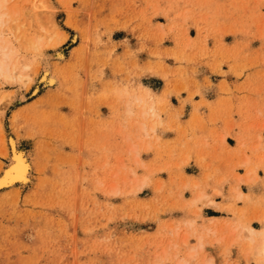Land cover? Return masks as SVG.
I'll return each mask as SVG.
<instances>
[{
	"label": "rangeland",
	"instance_id": "obj_1",
	"mask_svg": "<svg viewBox=\"0 0 264 264\" xmlns=\"http://www.w3.org/2000/svg\"><path fill=\"white\" fill-rule=\"evenodd\" d=\"M7 6L0 34L15 53L12 78L0 76V175L14 149L30 167L0 189V264H264V0ZM209 63L262 99L240 113L234 161L206 160L194 131Z\"/></svg>",
	"mask_w": 264,
	"mask_h": 264
},
{
	"label": "crops",
	"instance_id": "obj_2",
	"mask_svg": "<svg viewBox=\"0 0 264 264\" xmlns=\"http://www.w3.org/2000/svg\"><path fill=\"white\" fill-rule=\"evenodd\" d=\"M116 33H120L121 36H114L116 38H112V41L120 47H123L122 42L124 34L121 31H116ZM115 32L112 33L114 35ZM117 35V34H116ZM128 43L131 44L132 41L130 38H126ZM120 44V45H119ZM131 46V45H130ZM210 67L200 68V76L198 78V85H200L201 94L204 100L200 97V102L193 105V113L191 116L197 117L200 122H198L197 128L194 129L196 138L200 144V147H204L207 144V148L205 151H209V154L206 158H225L229 161H234L237 153L239 152V140L238 137L243 136L246 132L239 127V123H241L240 113H244L245 111L253 110L261 106L262 99L253 95H247L242 92H239L237 89H240V85L243 84L244 79H233L231 76L227 75H218L216 73H220L218 70H214L213 67L217 63H209ZM221 70H225L224 66H220ZM210 70L216 72L212 73ZM216 74V75H215ZM205 76L209 82L207 85V80L203 81L201 79L202 76ZM149 81L153 80L154 82H159V86L153 88V86H149L148 84H144L150 89L160 92L164 83L161 82V78L150 76L146 77ZM203 84H206L203 86ZM225 84L227 87L223 89H229L230 92H219V85ZM223 87V85H221ZM182 97V94H180ZM173 96H170L172 100ZM195 101L199 100L197 96L193 98ZM205 106H201V105ZM188 109V108H187ZM189 108L188 110H190ZM221 133H226L225 143H222L219 140V136ZM264 136V131L262 132ZM207 142V143H206ZM226 144V145H225ZM256 148V147H255ZM249 154V151H247ZM215 164V162H213ZM242 169H238L239 174H243L240 172ZM197 171V170H196ZM197 172H195L196 174ZM194 174V175H195ZM199 174L197 173V176ZM258 175L261 176L258 171ZM228 184L224 185V193L228 191ZM245 187L246 190H254L258 189L259 185L256 184L252 187H248L246 184H241L240 188ZM212 187L209 188L211 192ZM220 191V190H219ZM217 192V191H216ZM204 197V193L202 192ZM219 197V196H216Z\"/></svg>",
	"mask_w": 264,
	"mask_h": 264
},
{
	"label": "bare ground",
	"instance_id": "obj_3",
	"mask_svg": "<svg viewBox=\"0 0 264 264\" xmlns=\"http://www.w3.org/2000/svg\"><path fill=\"white\" fill-rule=\"evenodd\" d=\"M10 1L11 0H0V22L2 21V18L6 15V13L8 14V12H7V9H8V3H10ZM1 10H3V11H1ZM3 21H4V19H3ZM2 25V24H1ZM60 32V31H59ZM61 33V32H60ZM64 35V34H63ZM65 36V35H64ZM66 37V36H65ZM13 53H15L14 52V48L11 46V43L9 42V39H7V38H5V37H3L1 34H0V76H3V77H5V78H12V74L10 73V71H9V65H10V63H12V59H13ZM60 54V53H59ZM15 61V60H14ZM11 67H12V65H11ZM24 67H27L26 66V64H24ZM19 77H21L20 75L18 76H16V78L18 79ZM24 76H22V78H23ZM45 78V76H43V78L42 79H44ZM24 79H25V77H24ZM13 80V79H12ZM52 81H53V77H51V83H52ZM128 105V104H127ZM147 107V106H146ZM140 108V107H139ZM138 108V109H139ZM129 112H130V110H128ZM139 111V110H138ZM142 113H143V115H145L146 114V111L143 109V111H142ZM148 113V112H147ZM136 115V114H135ZM140 115V114H139ZM146 118V117H145ZM138 119V118H137ZM135 121V120H134ZM139 121V120H138ZM138 121H136V123H137V126H138V131H140V132H142V131H144L146 134L148 133V131H146L145 129V126H143V123H139ZM146 123V122H145ZM140 126H141V128H140ZM147 128H148V126H147ZM154 128H155V126L153 125V126H151V130H154ZM140 129H142V130H140ZM144 132H142V134L144 133ZM138 133V132H137ZM138 137V136H137ZM135 138H136V136H135ZM156 138V137H155ZM14 144V143H13ZM13 146H15V145H13ZM12 149H14V148H12ZM134 150H136V149H134ZM137 151V150H136ZM10 157H12V160H13V162H12V164L8 167V168H6V169H4V171L2 172V174L0 175V189L1 188H6V187H9V186H11V185H13L15 182H25L27 179H28V169H29V164H28V162L26 161V158H25V156L23 155V153L21 152V151H19V150H16V149H14L13 151H12V155L10 156ZM136 160H138V159H136ZM253 173H254V170H253ZM254 176H255V174H254ZM220 191L219 190H217V193H219ZM114 193H116V190L114 191ZM195 195L196 196H198V198L197 199H200V198H202L203 197V195H202V192L201 193H195ZM241 197V196H240ZM194 198V197H193ZM196 198V197H195ZM191 203H193V202H191ZM188 204V203H187ZM189 220V219H188ZM189 223L190 224H192V222L191 221H189ZM219 223H221V221L219 222ZM211 225V224H210ZM240 225V224H239ZM179 226V225H178ZM187 227H188V225H186ZM194 226V225H193ZM206 226V225H205ZM204 226V227H205ZM212 226V225H211ZM211 226H209V227H211ZM216 226H217V224H216ZM180 227V226H179ZM232 227V226H231ZM192 228V227H191ZM190 228V229H191ZM194 228V227H193ZM212 228V227H211ZM217 229V228H216ZM185 230V229H184ZM189 230V229H188ZM187 230V231H188ZM197 230H199V229H197ZM238 230H239V228H238ZM245 230H246V238L248 239V241H249V244H251L252 242H255L254 240H255V238H254V234L255 233H257V231H256V229H253V228H251V227H246L245 228ZM193 231V230H192ZM211 231V230H210ZM219 231H221V230H219ZM262 232V231H261ZM198 233H199V231H198ZM205 233V232H204ZM220 233H222V232H220ZM219 233V234H220ZM218 234V233H217ZM227 234H228V232H227ZM194 235H196V234H194ZM199 235V234H198ZM203 235V234H202ZM211 235V234H210ZM222 235V234H221ZM220 236V235H219ZM239 236V235H238ZM264 236V235H263ZM199 238H200V236H199ZM211 239H212V237H211ZM210 239V240H211ZM241 240V239H240ZM200 241V240H199ZM202 241H204V240H202ZM244 242V241H243ZM246 243V242H245ZM244 243V244H245ZM258 243V242H257ZM242 244V243H241ZM246 245V244H245ZM195 246V245H194ZM252 247H253V245H252ZM251 247V248H252ZM203 248V247H202ZM245 249V248H244ZM197 250V249H196ZM255 250H256V252L258 253V254H260V255H262V256H264V237L261 239V241L258 243V244H256V246H255ZM198 251V250H197ZM250 252V251H249ZM201 253H202V251H201ZM202 256V255H201ZM206 258V257H205ZM212 258V257H211ZM203 263V262H202Z\"/></svg>",
	"mask_w": 264,
	"mask_h": 264
}]
</instances>
